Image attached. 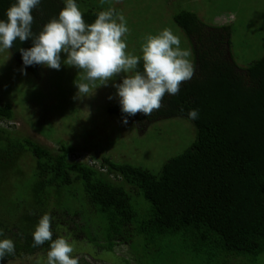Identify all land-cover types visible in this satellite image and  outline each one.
<instances>
[{"label":"trees","instance_id":"trees-1","mask_svg":"<svg viewBox=\"0 0 264 264\" xmlns=\"http://www.w3.org/2000/svg\"><path fill=\"white\" fill-rule=\"evenodd\" d=\"M14 2L0 0V19ZM63 7V0H42L32 13L33 31ZM100 11L84 12L85 21L93 23ZM173 19L190 43L194 75L150 116L137 113L128 121L142 133L197 109L198 119L190 120L197 139L158 174L108 156L95 159L86 150L98 154V144L88 136L83 146L61 138L55 149L20 138L12 130L18 104L0 93V239L15 242L4 264L36 258L44 264L49 242L32 247V233L45 213L53 218V239L68 238L79 264H264V56L239 67L230 25H208L189 10ZM31 46L30 39L14 41L12 62L22 67L19 49ZM27 72L39 80L42 65ZM107 112L124 119L119 103ZM27 155L30 168L20 165ZM77 240L113 261L80 252ZM121 246L127 256L117 255Z\"/></svg>","mask_w":264,"mask_h":264},{"label":"rangeland","instance_id":"rangeland-1","mask_svg":"<svg viewBox=\"0 0 264 264\" xmlns=\"http://www.w3.org/2000/svg\"><path fill=\"white\" fill-rule=\"evenodd\" d=\"M77 3L83 13L109 8L122 13L129 28L127 51L137 56L142 55L146 36L165 28L179 36L182 48L191 50L188 38L173 19L182 10L199 14L208 25H230L232 54L239 67H249L264 56V0H77ZM11 59L9 49L0 50V93L4 101L15 98L12 103L18 104L12 130L20 138L29 137L55 149L61 138L83 146L88 136L86 139L98 144V154L86 150L96 155L95 159L108 156L117 163L141 166L154 174L196 142L197 131L189 119L166 120L140 133L131 122L110 116L108 108L119 103L112 84L120 83L123 73L117 74L107 86L96 81L88 96L78 97L75 82H85L83 70L63 64L60 70L42 66V76L37 80L27 71L21 72V67ZM190 59L194 62L192 50ZM110 96L113 98L109 99ZM91 143L94 150V142ZM20 161L22 167L34 166L29 155ZM139 200L145 202L143 197ZM75 243L82 253L90 252L98 260L113 261L114 255L107 251L84 245L80 240ZM128 251L127 246L116 248L121 257L127 256ZM17 261L14 264H23ZM87 262L103 264L91 259Z\"/></svg>","mask_w":264,"mask_h":264},{"label":"clouds","instance_id":"clouds-1","mask_svg":"<svg viewBox=\"0 0 264 264\" xmlns=\"http://www.w3.org/2000/svg\"><path fill=\"white\" fill-rule=\"evenodd\" d=\"M41 3L42 0H15L7 9V19H0V50L11 49L17 39L21 42L30 39V48L19 49L21 72L26 74L27 68L35 65L60 70L62 64L83 70L85 82H75L78 97L88 96L96 81L107 86L117 74L123 73L121 82L112 86L124 123L137 113L150 116L161 108L165 95L178 94L181 83L194 75L191 50L182 48L181 39L169 28L147 35L141 46L142 55L137 56L127 51V20L115 9L100 11L89 24L77 0H63L64 7L58 16L44 24L37 34L32 29V13ZM141 60L142 71L138 69ZM198 117L197 109L187 113L189 120ZM52 222L49 213L41 216L32 233V247L49 242L44 264H79V258L72 255L74 248L68 238L53 239ZM4 236V230L0 229V237ZM14 253V240L0 239V264ZM33 264H41V260L36 258Z\"/></svg>","mask_w":264,"mask_h":264}]
</instances>
